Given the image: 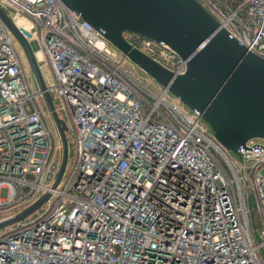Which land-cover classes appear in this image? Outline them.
I'll list each match as a JSON object with an SVG mask.
<instances>
[{
    "label": "built area",
    "instance_id": "obj_1",
    "mask_svg": "<svg viewBox=\"0 0 264 264\" xmlns=\"http://www.w3.org/2000/svg\"><path fill=\"white\" fill-rule=\"evenodd\" d=\"M199 1L264 55V0ZM0 6L50 67L47 88L76 137L73 166L53 187L61 142L0 16V208L50 193L40 215L0 231V264H264V139L227 149L199 111L144 82L61 0ZM124 36L175 75L187 70L169 44Z\"/></svg>",
    "mask_w": 264,
    "mask_h": 264
},
{
    "label": "water",
    "instance_id": "obj_2",
    "mask_svg": "<svg viewBox=\"0 0 264 264\" xmlns=\"http://www.w3.org/2000/svg\"><path fill=\"white\" fill-rule=\"evenodd\" d=\"M182 103L199 111L215 137L227 149L264 139V55L250 50L199 0H61ZM0 16L26 52L33 76L61 142V161L53 187L65 171L68 125L56 110L33 46L0 6ZM129 31L163 41L187 59V70L175 75L133 47L124 36ZM43 194L33 204L0 220L3 226L22 220L49 198Z\"/></svg>",
    "mask_w": 264,
    "mask_h": 264
},
{
    "label": "rangeland",
    "instance_id": "obj_3",
    "mask_svg": "<svg viewBox=\"0 0 264 264\" xmlns=\"http://www.w3.org/2000/svg\"><path fill=\"white\" fill-rule=\"evenodd\" d=\"M15 42H16V46L21 49L22 45L21 43L19 42V40L17 38H15ZM41 71H42V74L46 80V82H50L52 80V73L50 71V67L47 65V64H43L42 67H41ZM134 73L141 77L142 80H144V82H146L147 84L149 85H152L154 87H158L159 86V82L153 78L149 73H147L143 68H141L140 66L136 65V68L134 69ZM31 80H32V88L33 89H37V83H36V80L34 78V76H30ZM55 95V94H53ZM174 99L180 103L181 105H183V103L177 98L174 96ZM57 107H59V105L57 104ZM60 114L65 118V115L59 111ZM69 122V121H68ZM70 124V122H69ZM67 136H68V141H69V156H68V161H67V166H66V169H65V176L67 174H69L72 166H73V163H74V159H75V156H76V137L75 135L68 131L67 132ZM232 155L236 156V154L232 153ZM48 203L46 204H43L42 207L36 209L35 211H33L32 213H30L28 216H26L25 218H23L21 221V223L23 222H26V221H29L31 219H33L34 217L40 215L42 213V211L46 208ZM27 204H17V205H14V206H11V207H3V208H0V220L13 214V213H16V212H19L20 210L24 209L26 207ZM17 222L13 223V224H10V225H6V226H3L0 231H5L9 228H11L12 226L16 225Z\"/></svg>",
    "mask_w": 264,
    "mask_h": 264
},
{
    "label": "bare ground",
    "instance_id": "obj_4",
    "mask_svg": "<svg viewBox=\"0 0 264 264\" xmlns=\"http://www.w3.org/2000/svg\"><path fill=\"white\" fill-rule=\"evenodd\" d=\"M18 21H19V22H22L23 20H22L21 18H18ZM38 54H40V53H38Z\"/></svg>",
    "mask_w": 264,
    "mask_h": 264
}]
</instances>
